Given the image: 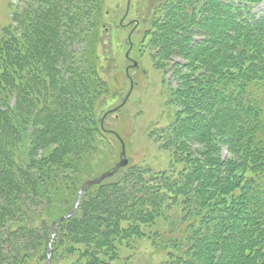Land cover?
Masks as SVG:
<instances>
[{
    "label": "trees",
    "instance_id": "trees-1",
    "mask_svg": "<svg viewBox=\"0 0 264 264\" xmlns=\"http://www.w3.org/2000/svg\"><path fill=\"white\" fill-rule=\"evenodd\" d=\"M22 1L0 38V264L49 247L50 264H126L152 225L159 264H264V0H161L142 19L154 56L187 71L157 135L182 169L128 160L61 221L117 161L106 104L123 80L97 52L105 0Z\"/></svg>",
    "mask_w": 264,
    "mask_h": 264
},
{
    "label": "rangeland",
    "instance_id": "rangeland-1",
    "mask_svg": "<svg viewBox=\"0 0 264 264\" xmlns=\"http://www.w3.org/2000/svg\"><path fill=\"white\" fill-rule=\"evenodd\" d=\"M27 1L30 4V0ZM160 1L131 0L128 14L123 18L127 0H105L106 32L97 52L101 59H108L109 68H113V72L120 74L123 80V90L119 97L106 104V110L117 105L120 107L118 117L115 119L117 115L113 114L108 117L106 127L119 132L118 139L124 143V157L129 162H138L156 172H168L182 169V164L174 161L171 153L161 147L157 135L160 128L165 127L173 118L175 109H179L168 101L169 92L179 84L177 73L187 71L183 65L173 66L175 62L183 64L179 58L164 61L154 56V50L148 46L150 36L142 35V19L154 11ZM17 4L22 7L25 2L0 0V38L4 29L12 26L13 5ZM254 8L255 12H260L264 9V1ZM133 62L136 66H132ZM110 163L107 162V165ZM142 229L131 246L120 248V257L125 259L127 254L131 255L124 262L126 264H159L165 258L166 251L154 252L150 241L162 230L157 225ZM161 248L158 247V250Z\"/></svg>",
    "mask_w": 264,
    "mask_h": 264
},
{
    "label": "water",
    "instance_id": "water-1",
    "mask_svg": "<svg viewBox=\"0 0 264 264\" xmlns=\"http://www.w3.org/2000/svg\"><path fill=\"white\" fill-rule=\"evenodd\" d=\"M128 38H129V37H128ZM126 56H127V55H126ZM132 66H136V63L133 62ZM120 146H121V150H120V154H119V160L116 162L115 166H114L112 169L107 170V171L101 173V174L98 175L97 177H95V178H93V179H89V180H87V181L83 184V186L79 189V191H78V193H77V198H76V201H75L74 206H73V208H72V211H71L70 213H68V214H66V215H64V216H62L58 221H61V220H63V219H66V218H68L69 216H71L72 214H74V213L76 212V210H77V205H78V203H79V201H80V198H81V194H82V192H83V190H84L85 188H87V187H89V186H91V185H93V184H98V183H100V182L103 181L104 179H106V178L112 176V175L116 172V170H117L118 168H121V167H124V166L127 165L128 161H127V159L124 157V155H125V149H124V143L122 142V140H120ZM58 221H56L55 226L53 227L52 237L55 235V232H56V225H57ZM50 253H51V248L49 247V248H48V257H49V255H50ZM46 264H50V260H49V258H48Z\"/></svg>",
    "mask_w": 264,
    "mask_h": 264
},
{
    "label": "flooded vegetation",
    "instance_id": "flooded-vegetation-1",
    "mask_svg": "<svg viewBox=\"0 0 264 264\" xmlns=\"http://www.w3.org/2000/svg\"><path fill=\"white\" fill-rule=\"evenodd\" d=\"M130 3H131V0H127V6H126V10L123 14V18H126L127 14H128ZM129 48H130V46H129Z\"/></svg>",
    "mask_w": 264,
    "mask_h": 264
}]
</instances>
